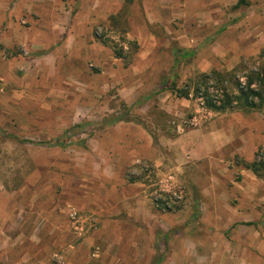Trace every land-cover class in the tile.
Segmentation results:
<instances>
[{"label":"rangeland","instance_id":"374dc122","mask_svg":"<svg viewBox=\"0 0 264 264\" xmlns=\"http://www.w3.org/2000/svg\"><path fill=\"white\" fill-rule=\"evenodd\" d=\"M125 6L129 16H115L117 22L114 26L108 24V32L101 26L95 28V38L105 42L116 60L105 73L92 63L86 64L91 76L89 83L66 72L39 75L25 82L18 79L0 82V238L1 245H7L0 250V264H119L120 251L134 256L135 250L128 251L126 243L116 244L112 238V243H108L116 247L108 249L115 250L116 255L112 260L106 259L104 252L108 243L99 240L95 233L100 213L97 203L111 204L104 199L114 179L119 180V189H125L120 191V209L140 196L154 214L166 217L158 218L152 229L146 230V237L149 233H154V237L150 238L151 243L141 246L142 264H152L160 256L163 257L161 261L166 260L168 233L183 234L185 230L183 225L174 228L175 218L181 223L185 218H197L202 206V190L211 184L215 187L217 184L219 191L225 192V195L216 194L222 201H236L232 183L239 181L238 173L243 169L237 163L252 161L260 149L264 152V106L248 114L227 110L226 116L221 118L223 113L205 109L195 97L189 99L190 107L179 110L180 113L177 109L185 108L173 103L170 96L172 109L178 113L165 114L160 108L157 89L162 77L173 75L172 52L178 45L173 34L161 32L155 24L149 25L139 14L140 8L130 4ZM130 13H138V17ZM129 31L130 35H126ZM137 32L156 37V45L144 56L145 60H140L143 51L132 38ZM227 52L229 57L236 54V65L235 62L231 65L227 58L228 66L221 62L223 68L216 70L219 59L212 56L209 58L213 62L212 69L230 72L233 79L244 84L253 73L259 72L264 62V49ZM14 53L29 57L25 49L19 48ZM117 53L120 58H116ZM205 54L210 56L209 51L195 50L193 57L182 62V72L188 71L191 75L188 79L198 73L195 63ZM9 55L8 51L0 50L2 59L10 58ZM155 71L159 73L155 75ZM180 72L179 69L177 75ZM177 80L179 87L187 82L179 84V77ZM227 85L231 87V83ZM121 86L134 87L131 103L125 104L121 99L120 95L126 93L120 92ZM209 91L213 92L212 88ZM122 116L140 123L110 124ZM223 121L226 128L232 126L235 129L231 134L236 133L229 146L216 156L222 160L219 165L203 162L195 170H183L186 154L166 153L169 139L194 127H204L210 122L217 125ZM248 135L255 145L252 159L233 157L239 139ZM219 136L214 133L211 138L219 139ZM124 137L150 138L152 146L140 145L142 156L131 151L129 164H121L116 158L117 154L124 153L125 147L118 146L117 151H113L111 146L120 145ZM248 147L244 146L245 153L252 154L251 145ZM151 157L164 164L157 166ZM114 166L123 172L110 179L99 175L104 168L106 175ZM208 171L209 174L214 172V177H206ZM164 185L173 191L170 193L173 198L170 210L157 209L153 202L157 190ZM229 187L232 192L226 193L223 189L228 191ZM122 193L130 194L127 202ZM130 204L134 205V200ZM114 217L121 219L118 215ZM91 234L93 239L86 241ZM176 248L179 250L181 245ZM148 249L152 253H148ZM23 259H29V262ZM130 259L127 264H136L133 258Z\"/></svg>","mask_w":264,"mask_h":264},{"label":"crops","instance_id":"0c3cea01","mask_svg":"<svg viewBox=\"0 0 264 264\" xmlns=\"http://www.w3.org/2000/svg\"><path fill=\"white\" fill-rule=\"evenodd\" d=\"M128 4L140 8L139 14L147 19L149 25L155 24L167 35L173 34L179 49L209 51V57L206 53L195 63L198 73L213 71V62L209 59L212 56L219 59V64L215 67L218 70L223 68L221 62L227 65V58L231 60V65L238 62L236 54L229 57L227 51L264 49V0H0V50L10 53V58L0 57V82H25L39 75L66 72L76 78L88 80L89 83L91 76L86 64L92 63L101 73H105L112 66L113 60H116L106 45L95 38V28L101 26L107 31L113 16L128 17L129 9L125 6ZM132 15L138 17V13ZM126 35H130V31ZM135 35L132 38L143 51L139 58L145 60L144 56L150 54L156 45V37L142 32ZM19 48L28 51L29 57L14 53ZM58 65L60 68H57ZM182 66L181 64L179 68V84L191 76L188 71L182 72ZM158 73L155 71V75ZM120 92H126L120 95L125 104L134 100L133 86H121ZM170 96L174 99L173 103L185 108L177 109L178 111L190 107L189 100L176 98L167 91L160 92L157 98L165 114L178 113L172 109ZM181 111L179 112L182 113ZM224 116L226 112H223L221 118ZM232 130L235 131L232 126L226 128L225 121L217 125L210 122L204 127H194L183 135L179 134L181 136L169 139L166 153L174 151L179 155L186 154L183 170H195L203 162L219 165L222 160L216 156L231 143L232 135L236 133L231 134ZM214 133L220 135L219 139L211 138ZM249 135L239 139L233 157L252 159L255 145L253 141L250 142ZM123 139L120 145L111 146V149L117 151L118 146L125 147L124 153L117 154L116 158V161L125 165L129 164L127 162L132 156L131 151L142 156L138 147L146 144L148 147L152 146L150 138ZM243 145L245 148L251 145L252 154L245 153ZM150 160L155 161L157 166L164 164V161L156 157H151ZM115 167L112 171H107L109 174L106 175L104 168L99 175L115 178L117 173L119 175L123 172L120 167ZM250 172L242 169L238 173L239 181L232 183L236 201H222L216 194L221 192L225 195V192L219 191L217 184L216 187L211 184L202 190L199 216L191 218L192 220L185 218L182 223L175 218L177 222L173 223L174 228L183 225L185 230L183 234L168 233L167 259L161 261L163 257H158V264H264V180L256 178ZM213 175L214 172L209 174L208 171L206 177H214ZM111 182L114 184L112 183L104 199L111 204L97 203L100 213L95 233L105 243L114 238V243H126L128 251L135 250L134 256L120 251L119 264H127L130 258L136 264H142L144 255L141 246L146 242L151 243L150 238L154 237V233L149 232V237H146V230H150L158 218L166 217L154 214L150 205L140 196L131 199L135 204H130L131 202H127V198L131 197L129 193H122L127 204L120 209L119 195L125 189H119V180ZM223 190L226 193L232 192L231 187L228 191ZM117 215L121 216L120 220L114 217ZM1 239L0 250L7 246L1 245ZM92 239L91 234L86 241ZM107 245L104 254L106 259L112 260L116 253L109 249L116 246L109 243ZM176 245H181V248L178 250ZM149 252L152 253V250L148 249ZM23 261L29 262V259Z\"/></svg>","mask_w":264,"mask_h":264},{"label":"trees","instance_id":"16d2710c","mask_svg":"<svg viewBox=\"0 0 264 264\" xmlns=\"http://www.w3.org/2000/svg\"><path fill=\"white\" fill-rule=\"evenodd\" d=\"M116 22L117 20L113 16L110 20L111 25L114 26ZM102 42L105 43L103 40ZM194 54L195 50L174 49L172 52L173 66L171 70L173 75L162 77L159 84L160 89L157 93L167 91L176 98L185 100H189L192 97L201 98L203 107L215 113H223L227 110H239L243 113H250L263 108L264 62L259 72L253 73L244 86L233 79L230 72L221 73L213 70L210 73H197L194 78L188 79L182 87H179L177 71L182 62L190 59ZM120 56V53H117L116 58H120ZM254 82L256 83L254 84ZM224 83L225 85H223ZM229 83H231V87H228L227 84ZM209 88H212L213 92H210ZM117 122L140 123L122 116L113 119L110 124ZM237 165L251 171L256 178L264 180V152L261 149L255 153V159L250 162L240 160ZM159 261L157 259L152 264H158Z\"/></svg>","mask_w":264,"mask_h":264},{"label":"built area","instance_id":"2783aa9c","mask_svg":"<svg viewBox=\"0 0 264 264\" xmlns=\"http://www.w3.org/2000/svg\"><path fill=\"white\" fill-rule=\"evenodd\" d=\"M241 82V85L244 86L245 84ZM201 101L202 104V99L198 98ZM170 189L167 188V185L161 186L155 195L154 199V204L157 209H162V210H170L172 206V201L173 198L171 197L170 193H172Z\"/></svg>","mask_w":264,"mask_h":264}]
</instances>
